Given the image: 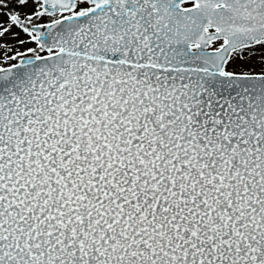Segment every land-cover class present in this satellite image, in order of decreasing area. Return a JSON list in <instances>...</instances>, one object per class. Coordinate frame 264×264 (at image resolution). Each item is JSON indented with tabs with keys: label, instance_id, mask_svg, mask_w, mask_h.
Instances as JSON below:
<instances>
[{
	"label": "snow or ice",
	"instance_id": "obj_1",
	"mask_svg": "<svg viewBox=\"0 0 264 264\" xmlns=\"http://www.w3.org/2000/svg\"><path fill=\"white\" fill-rule=\"evenodd\" d=\"M0 264H264V0H0Z\"/></svg>",
	"mask_w": 264,
	"mask_h": 264
}]
</instances>
